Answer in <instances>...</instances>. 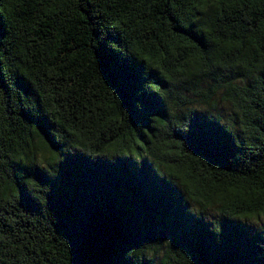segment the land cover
Instances as JSON below:
<instances>
[{"label":"trees","instance_id":"16d2710c","mask_svg":"<svg viewBox=\"0 0 264 264\" xmlns=\"http://www.w3.org/2000/svg\"><path fill=\"white\" fill-rule=\"evenodd\" d=\"M242 2L0 0V264H264V5Z\"/></svg>","mask_w":264,"mask_h":264},{"label":"snow or ice","instance_id":"6c2138e0","mask_svg":"<svg viewBox=\"0 0 264 264\" xmlns=\"http://www.w3.org/2000/svg\"><path fill=\"white\" fill-rule=\"evenodd\" d=\"M143 2H144V0H141V3H143ZM165 2H167V0H165ZM197 2L199 4H201V5L204 6V8L202 10L207 11L209 6L215 7V5H217V4H225V3H228L229 0H197ZM230 2H231L232 7H235L237 5V3H238V0H230ZM249 2L255 3L256 0H243V2L240 3V7H244V3H249ZM53 3H55V0H53ZM152 3L155 4L156 3V0H152ZM260 3L262 5H264V0H260ZM260 11L262 13H264V7H261ZM262 23H264V21H262ZM217 43H219V41H217ZM229 43H231V42H229ZM193 47H195V46L193 45ZM261 47H264V44H262ZM100 59H102V58L100 57ZM119 70L120 71H123L122 68L119 69ZM261 74L264 75V70H262ZM144 83L146 84V81ZM142 87H143V85H142ZM160 95L162 96L163 93H160ZM144 97L147 98V99L153 100L154 102H156L158 104L161 103L159 96L158 95H155L150 88L147 89V90H145ZM145 110H146V108H145ZM146 112H147L148 115H151L152 114L151 111H147L146 110ZM40 126L41 125L38 124V127H40ZM189 135H191V136L198 135L197 129L196 128H192V130L189 133Z\"/></svg>","mask_w":264,"mask_h":264},{"label":"rangeland","instance_id":"374dc122","mask_svg":"<svg viewBox=\"0 0 264 264\" xmlns=\"http://www.w3.org/2000/svg\"><path fill=\"white\" fill-rule=\"evenodd\" d=\"M195 102H196V99L194 100L193 105L195 104ZM194 106L197 107L199 112L211 111L209 106L199 105L198 103L196 105H194ZM217 107H218L219 112L226 118L232 112L231 105L226 103V102L220 101L219 99H218V106ZM215 214H216L215 211H211L210 212V216H214ZM262 221H264V219ZM260 224H261V221L252 220V222H248L247 223V226H248V229L250 231H254L255 229H257V227H259ZM159 257H160V255H157L155 257V259H154V263L155 264H158Z\"/></svg>","mask_w":264,"mask_h":264}]
</instances>
